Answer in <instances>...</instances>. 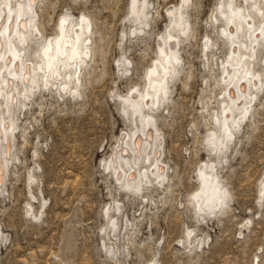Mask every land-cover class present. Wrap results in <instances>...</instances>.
<instances>
[{
	"label": "rangeland",
	"instance_id": "1",
	"mask_svg": "<svg viewBox=\"0 0 264 264\" xmlns=\"http://www.w3.org/2000/svg\"><path fill=\"white\" fill-rule=\"evenodd\" d=\"M35 1L36 42L25 48L16 42L24 60L42 64L41 51L56 36L63 16H69V33L82 19L91 25L84 36L90 54L79 82L66 90L63 76L55 86L39 84L33 99L17 107L14 147L10 141L7 154L12 161L0 182V264H264L262 50L253 70L261 73L263 85L259 92L252 90L255 101L232 139L209 156L201 135L205 120L221 119L228 102L221 81L229 50L220 39L223 21H212L220 19V0H136L138 10L147 3L141 25L131 0ZM179 5L189 29L179 36V62L162 104L144 110L161 136L155 158L167 180L160 186L151 178L133 193L111 170L121 137L129 142L135 129L123 99L147 91L149 79L156 78L148 75L158 66V44L168 32L176 35L166 11ZM205 38L212 44L207 51ZM12 84L20 91V81ZM141 155L138 167L149 173ZM200 162L206 173L213 165L211 173L225 191L219 208L202 213L179 207L189 189L200 186L194 175L189 183ZM41 209L40 224L23 218L28 211L40 215Z\"/></svg>",
	"mask_w": 264,
	"mask_h": 264
},
{
	"label": "bare ground",
	"instance_id": "2",
	"mask_svg": "<svg viewBox=\"0 0 264 264\" xmlns=\"http://www.w3.org/2000/svg\"><path fill=\"white\" fill-rule=\"evenodd\" d=\"M37 1L39 0L35 2ZM188 1L183 0V4ZM33 3V0H1L0 2V41H2L0 43V60L3 61L2 66H0V97L2 99V103H0V107H2V113L0 114V170L2 172L0 174L6 173L10 164L7 156L8 145L11 141L10 147H14L12 145L15 140L14 132L18 128V121L15 119L17 107L20 106L22 108L25 106V102L29 101L30 97L32 98L39 84L46 87L55 86L57 80L63 76L64 84L62 89L66 90L69 83L73 82L75 84V82H79L81 66L85 62V58L90 54L86 43L87 38H84V36L91 29V25L89 23L83 24L85 19H82L81 23L74 24V27H71V33H69L67 28V26H70L69 16H63L61 18L63 23L60 21L56 36L41 51L42 64L34 66L32 62L24 60L22 55L24 51H20L19 47L23 46L25 48V46H28V42L34 43L35 36L38 35ZM243 3L244 5H237L235 0H220L218 5L220 19H218L219 16L218 18L213 16L212 19V21H223L220 39L222 43L228 46L229 50L227 66L223 69L224 76H221L223 78L221 82L224 86V95L228 102L224 104L223 108L221 107V114H223L221 118L228 121L232 126L231 128L228 125L231 137H233L234 131L239 128L241 122L246 119L249 110L252 108V102L255 101L256 94L252 90L259 92L263 85L262 75L260 77L261 73L255 72L253 66L256 62L258 51L262 50L264 52V0H243ZM137 4L136 0H131L129 7H131V12L137 15L136 21L141 25L146 18L145 10L147 7L145 9V6L147 3L143 2L139 10ZM183 6L170 7L166 11L171 15V27L176 32V35L168 32L166 37L162 38L158 44L157 53L160 55L158 66L150 68L151 71H149L150 74L148 75L156 78L152 79L151 77L149 79L150 83L147 91L144 90L143 93H139L136 90L130 97L122 98L131 108L135 129L128 138L129 142L124 141L126 135L121 137V139L119 138L120 148L116 152L117 165L113 164L111 170L116 179L123 178L124 187L133 193L141 192L144 189L143 187L150 184L151 178L160 186L167 180L163 165L160 164V159L158 157L155 158L156 149L160 147V134L155 126L153 117L144 115V110H151L155 106L162 104L163 98L167 95L168 79L175 72V64L179 62L177 52L179 36L180 34H186L189 30ZM16 42L20 45L19 47L16 46ZM211 46L212 44L208 38H205V51ZM57 48L60 49L59 52H57ZM26 77L27 79H25ZM17 80L21 83L20 91L17 89V85L12 84V82H17ZM160 86L163 87V91L157 97L156 102L150 99H142L146 95L151 96ZM73 93H77L76 89ZM21 97L22 101L20 100ZM235 110L238 111L237 114L240 116L237 120L234 116ZM137 119L139 125L136 123ZM230 140L223 143V147L220 148L219 152L226 147V143ZM160 150L158 149V151ZM138 153H142L140 158L143 156V161L149 163L151 168L149 173L143 169L141 171L138 167L137 157L140 155ZM212 173V181L224 193L225 191H222L223 188H221L216 176ZM205 175H209V172L206 173L205 171ZM3 176L5 175L3 174ZM204 182L207 183V180L204 181L200 178V186ZM263 184L264 179L260 183L259 198L264 193ZM220 206L221 204L217 206L215 201H213L208 210L212 207L219 208ZM190 232H186L187 239H190L192 235H189Z\"/></svg>",
	"mask_w": 264,
	"mask_h": 264
},
{
	"label": "clouds",
	"instance_id": "3",
	"mask_svg": "<svg viewBox=\"0 0 264 264\" xmlns=\"http://www.w3.org/2000/svg\"><path fill=\"white\" fill-rule=\"evenodd\" d=\"M59 51L60 49L57 48V52ZM162 91L163 87L160 86L153 92L151 96L146 95L142 97V99H150L156 102L157 97ZM203 111L206 113L207 109H204ZM228 123V121L223 120L222 118L213 121V118L209 117L208 120H205L206 127L204 128V132L201 135H203L204 137L203 144L207 145L210 149L209 156L218 153L220 148L223 147V143L232 138ZM208 170L209 175L206 176L205 171L203 170V162L195 165V172L190 175L189 183L191 184L195 182L191 178L192 175L196 176L197 178H201L204 181L207 180V183H202L201 186L196 189L190 188L188 191L187 200L179 202V207L181 209L192 208L202 213L209 209V206L213 201H215L217 206L222 204L224 193L216 187L211 177V172H214L213 165L209 164ZM4 195H7V193H4ZM23 218L25 220H28L30 218L33 223L40 224L44 218V210L41 209V214L37 216L29 215L28 212L23 213ZM191 234L192 233L190 232L189 235ZM53 256H55V254H53Z\"/></svg>",
	"mask_w": 264,
	"mask_h": 264
},
{
	"label": "snow or ice",
	"instance_id": "4",
	"mask_svg": "<svg viewBox=\"0 0 264 264\" xmlns=\"http://www.w3.org/2000/svg\"><path fill=\"white\" fill-rule=\"evenodd\" d=\"M61 23H63V21H61ZM25 79H27V77ZM0 172H2V170H0ZM0 182H2V174H0ZM28 183L29 184H32L33 183V179L31 177V175H29ZM28 214L31 215V211H28Z\"/></svg>",
	"mask_w": 264,
	"mask_h": 264
}]
</instances>
